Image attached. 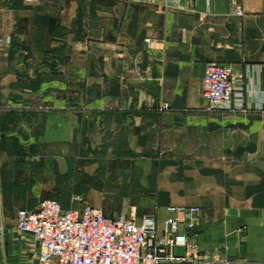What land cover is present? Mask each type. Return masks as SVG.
I'll list each match as a JSON object with an SVG mask.
<instances>
[{"label":"crops","instance_id":"crops-1","mask_svg":"<svg viewBox=\"0 0 264 264\" xmlns=\"http://www.w3.org/2000/svg\"><path fill=\"white\" fill-rule=\"evenodd\" d=\"M211 61L233 68L246 110L209 109ZM263 107L264 0H0V264H39L8 211L17 190L23 208L46 198L30 168L44 157L20 156L18 142L7 157L11 132L24 144L39 127L80 165H144L137 187L159 232L201 207L187 230L197 249L161 264H264ZM9 158L23 167L7 189Z\"/></svg>","mask_w":264,"mask_h":264},{"label":"built area","instance_id":"built-area-1","mask_svg":"<svg viewBox=\"0 0 264 264\" xmlns=\"http://www.w3.org/2000/svg\"><path fill=\"white\" fill-rule=\"evenodd\" d=\"M240 81L230 65L209 62L202 80L209 109L246 110ZM179 209L184 217L169 219L159 232L153 214L138 221L124 211L108 215L96 205L66 207L58 199L43 198L37 208L17 211V225L21 233L34 238L39 264H161L185 259L175 254V247L197 249L187 230L198 225L201 207Z\"/></svg>","mask_w":264,"mask_h":264},{"label":"rangeland","instance_id":"rangeland-1","mask_svg":"<svg viewBox=\"0 0 264 264\" xmlns=\"http://www.w3.org/2000/svg\"><path fill=\"white\" fill-rule=\"evenodd\" d=\"M10 134L7 141V157L14 151L15 144L20 141L19 132L15 130ZM56 134L39 127L32 129L28 133V139H24V145L29 148L30 153L36 151L37 156L44 157L41 161L42 167L30 166L32 173L39 174L37 186L43 189L44 197L58 199L64 206L96 205L103 208L108 215L124 211L135 215L138 221H142L144 216L153 213L149 209L151 196L147 195L146 190L137 187L139 183L143 187L146 186L148 181L146 179L138 181L139 179L135 178L138 176L135 168L144 165H133V168H131L132 165L115 162L80 165L73 157L66 156L72 149L68 148L66 141H57ZM86 150L90 156L97 158L103 156L100 149H92L90 145L86 147ZM21 167L23 166L13 162L12 158H9V162L7 161V189H10L11 184L14 183L13 178L19 176ZM13 172L16 177L13 176ZM18 180L19 178L16 182ZM34 183L36 184V181ZM16 195L10 197L15 207L10 211L7 210L8 213L17 212L24 207L18 196V190ZM39 198L42 200L43 197ZM8 204L7 202L8 207L11 206Z\"/></svg>","mask_w":264,"mask_h":264},{"label":"trees","instance_id":"trees-1","mask_svg":"<svg viewBox=\"0 0 264 264\" xmlns=\"http://www.w3.org/2000/svg\"><path fill=\"white\" fill-rule=\"evenodd\" d=\"M18 118L15 115L14 112L8 113L2 120V125L4 127L7 128V131H11L12 129L9 127V123L12 122H17ZM27 150H29V148L27 146H25L24 144H22L21 142H18L16 145V151L20 154V155H24V153L27 152Z\"/></svg>","mask_w":264,"mask_h":264}]
</instances>
